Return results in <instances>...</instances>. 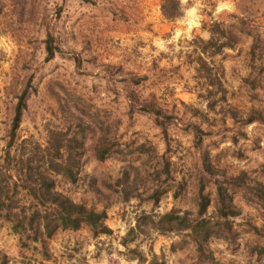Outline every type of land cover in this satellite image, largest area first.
Wrapping results in <instances>:
<instances>
[{"label":"rangeland","instance_id":"rangeland-1","mask_svg":"<svg viewBox=\"0 0 264 264\" xmlns=\"http://www.w3.org/2000/svg\"><path fill=\"white\" fill-rule=\"evenodd\" d=\"M178 1L183 14L169 21L161 13L163 0H0V149L25 92L17 135L43 143L49 132L62 131L75 139L80 172L74 183L56 176V189L105 211L110 230L95 235L83 226L23 245L0 219V264H140V256L149 262L153 255L156 264H264L251 252L261 241L247 225L262 228L260 209L239 191L234 204L240 215L232 220L237 239L211 240L213 261L200 259L193 244L175 234H131L123 245L142 214L195 211L206 154L220 171L245 172L264 184V124L244 125L252 110L264 117V48L252 56L253 38H244L215 58L231 108L214 111L191 92L193 71L184 54L193 39L209 38L213 22L231 26L236 18L264 44V0ZM49 37L57 51L48 60ZM152 96L167 111L166 139L135 103ZM192 125L202 131L198 148ZM107 134L117 142L99 160L94 149L105 147ZM203 187L214 200L208 177ZM154 190L161 193L156 207L148 201Z\"/></svg>","mask_w":264,"mask_h":264},{"label":"trees","instance_id":"trees-1","mask_svg":"<svg viewBox=\"0 0 264 264\" xmlns=\"http://www.w3.org/2000/svg\"><path fill=\"white\" fill-rule=\"evenodd\" d=\"M161 13L169 21H174L183 14L178 0H163ZM236 19V25L231 26L213 22L209 38L193 39L190 43L192 49L184 53L188 59L187 65L193 71L191 92L198 100L205 102L206 108L211 111L218 105L220 108H231L223 83V69L215 58L221 56L226 49H234L244 38H253L250 48L252 56L261 55L264 48L262 38L258 35L252 36V28L246 20ZM52 41L51 37L46 41L48 60L57 51L53 48ZM26 99L23 92L9 120L4 146L0 149V219L10 224L11 230L20 236L23 245L28 241L44 243L61 230L76 231L83 226L88 227L95 235L110 233L105 224V211H97L83 203H76L56 189V176H62L74 183L80 172L82 163L71 146L75 139L67 137V133L62 131L49 132L43 143L33 137L21 139L17 135L27 109ZM135 103L141 111L154 117L155 125L166 139L168 118L164 115L167 111L153 96ZM230 115L235 118L236 112L232 109ZM256 121L264 124V117L252 110L247 114L244 125ZM191 129L194 146L198 148L202 131L194 125ZM115 141L117 142L107 134L103 143L105 147H96L95 156L103 160L110 147L116 145ZM200 161L202 178L195 211L173 208L163 214H142L123 238V245L127 244L131 234L135 237L149 235L151 232L161 235L175 234L193 244L200 259L213 261L209 250L211 240L233 243L237 239L232 220L240 215V210L234 204V195L238 191L245 200L259 207L264 221V184L252 181L245 172L228 175L227 172L220 171L208 154ZM168 165L169 162L166 166ZM166 172L169 173L167 170ZM204 177H208L215 185L214 200L209 194H204ZM160 194L159 190H154L148 198L155 207ZM211 203L213 211L209 213ZM247 225L251 234L261 241L252 246L251 252L264 257V224L261 229L251 223ZM156 261L154 255L149 262L143 256L138 258L140 264H156Z\"/></svg>","mask_w":264,"mask_h":264}]
</instances>
